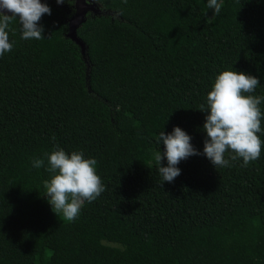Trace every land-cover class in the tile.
Wrapping results in <instances>:
<instances>
[{"label":"trees","instance_id":"trees-1","mask_svg":"<svg viewBox=\"0 0 264 264\" xmlns=\"http://www.w3.org/2000/svg\"><path fill=\"white\" fill-rule=\"evenodd\" d=\"M74 1L41 0L40 40L12 21L0 57V264H264V101L247 167L203 155L200 109L225 70L257 77L245 95L264 96V0H218V15L208 0H92L85 53L67 36ZM177 126L201 154L163 183L153 153ZM56 146L95 158L106 189L73 222L44 201Z\"/></svg>","mask_w":264,"mask_h":264},{"label":"clouds","instance_id":"clouds-1","mask_svg":"<svg viewBox=\"0 0 264 264\" xmlns=\"http://www.w3.org/2000/svg\"><path fill=\"white\" fill-rule=\"evenodd\" d=\"M65 0H57L63 4ZM126 3L127 0H124ZM207 7L218 15L222 3L208 0ZM51 8L41 0H0V57L11 52L13 43L9 42V30L12 21L18 20L21 39L40 40L44 28L38 22L44 14L51 15ZM260 84L257 77L244 72L225 70L215 78L212 90L207 94L206 104L200 106L207 113L203 131V155L217 169L231 167L232 161L242 158V167L261 156L262 141L257 133L261 129L262 112L259 105L264 96L245 95L253 93ZM55 137H53V140ZM191 137L180 127H175L169 134L159 133L157 142L165 146V151L153 153L158 165V172L163 183L173 182L181 174L177 165L192 155H200L190 143ZM231 150L230 158L225 153ZM46 171L50 179L44 181L46 197L57 214L64 220L73 222L78 217L85 202L95 201L106 189L97 174V160L85 158L83 151L67 153L56 146L51 153H45ZM166 157L167 166H162ZM32 167H45V159L33 158Z\"/></svg>","mask_w":264,"mask_h":264},{"label":"water","instance_id":"water-1","mask_svg":"<svg viewBox=\"0 0 264 264\" xmlns=\"http://www.w3.org/2000/svg\"><path fill=\"white\" fill-rule=\"evenodd\" d=\"M87 1V2H86ZM94 3V2H93ZM91 0H75V13L70 17L69 20V31L67 36L78 43L81 47L82 53L85 51L84 43L76 36L75 29L76 26L80 23H83L85 20V15L89 11L97 12L98 8L94 5Z\"/></svg>","mask_w":264,"mask_h":264},{"label":"rangeland","instance_id":"rangeland-1","mask_svg":"<svg viewBox=\"0 0 264 264\" xmlns=\"http://www.w3.org/2000/svg\"><path fill=\"white\" fill-rule=\"evenodd\" d=\"M86 2H87V1H86ZM91 2L93 3L92 0H91ZM93 4L96 5V7L98 8V5H97L96 3H93ZM66 8H68V7H66ZM72 10H73V14H74V13H75V5L72 7ZM67 11H71V8H69ZM212 12H213V10H212ZM212 12L208 14V17H211ZM73 14H72V16H73ZM69 20H70V19H69ZM74 29H75L74 31H75V33H76V36L80 39V37L78 36V32H82L83 29H84L82 23L78 24V25L76 26V28H74ZM68 31H69V21H68ZM67 33H68V32H67ZM80 40H81V39H80ZM81 50H82V49H81ZM83 53H85V51H84ZM44 201H45V205H46L47 208H52V206H51L50 203L48 202V198H47V197L44 198ZM253 254H254L255 256H258V255L260 254V251L255 250V251H253Z\"/></svg>","mask_w":264,"mask_h":264}]
</instances>
